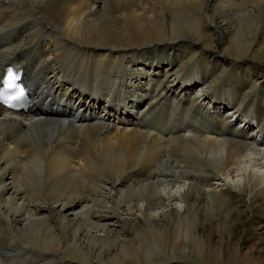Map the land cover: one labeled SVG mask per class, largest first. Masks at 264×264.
I'll list each match as a JSON object with an SVG mask.
<instances>
[{
    "label": "bare ground",
    "instance_id": "obj_1",
    "mask_svg": "<svg viewBox=\"0 0 264 264\" xmlns=\"http://www.w3.org/2000/svg\"><path fill=\"white\" fill-rule=\"evenodd\" d=\"M8 67L0 264H264V0H0Z\"/></svg>",
    "mask_w": 264,
    "mask_h": 264
},
{
    "label": "snow or ice",
    "instance_id": "obj_2",
    "mask_svg": "<svg viewBox=\"0 0 264 264\" xmlns=\"http://www.w3.org/2000/svg\"><path fill=\"white\" fill-rule=\"evenodd\" d=\"M17 79V77L13 74L12 70H8L7 76L0 81V83L3 84L4 88H12L14 87V81Z\"/></svg>",
    "mask_w": 264,
    "mask_h": 264
},
{
    "label": "rangeland",
    "instance_id": "obj_3",
    "mask_svg": "<svg viewBox=\"0 0 264 264\" xmlns=\"http://www.w3.org/2000/svg\"><path fill=\"white\" fill-rule=\"evenodd\" d=\"M220 12H221V13H223V12H224V10H223V9H221V10H220ZM255 96H256V97H258V95H257V94H256Z\"/></svg>",
    "mask_w": 264,
    "mask_h": 264
}]
</instances>
